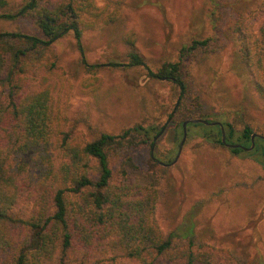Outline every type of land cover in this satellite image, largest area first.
I'll use <instances>...</instances> for the list:
<instances>
[{"label":"rangeland","instance_id":"obj_1","mask_svg":"<svg viewBox=\"0 0 264 264\" xmlns=\"http://www.w3.org/2000/svg\"><path fill=\"white\" fill-rule=\"evenodd\" d=\"M94 1L115 10L116 20L84 31L80 44L69 32L51 46L55 68L44 75L58 124L85 141L101 133L118 134L136 123L164 128L153 134V147L142 145L113 156L114 177L120 178L122 159L131 157L141 170L155 173L154 216L165 233L179 232L190 222L197 242L223 249L242 264H264V167L254 156L234 154L202 137L197 127H186L177 161L162 164L176 156L181 122L195 102L203 118L229 122L237 131L249 125L264 136V98L256 92L255 73L242 63L236 31L240 19L256 29L264 0ZM17 30L39 33L29 17L0 20V31ZM192 39H207L208 45L181 61L189 99L179 107L178 87L147 71L179 61L180 49ZM131 48L142 55L145 66L106 64L127 63ZM82 59L102 66L85 67ZM6 69L0 74V92L7 91ZM25 86L41 88L39 78ZM151 152L157 165H151ZM128 171L131 176L133 170Z\"/></svg>","mask_w":264,"mask_h":264},{"label":"trees","instance_id":"obj_2","mask_svg":"<svg viewBox=\"0 0 264 264\" xmlns=\"http://www.w3.org/2000/svg\"><path fill=\"white\" fill-rule=\"evenodd\" d=\"M20 17L32 19L39 33L0 31V74L7 68V91L0 92V264H242L223 249L197 242L190 222L179 232L161 229L154 216L155 173L125 156L120 178L114 177L110 159L142 145L153 147L160 127L136 123L118 134L101 133L85 141L63 130L53 116L44 75L55 68L52 44L69 32L80 44L84 31L115 21V10L94 0H0V20ZM260 18L254 30L240 19L236 31L242 63L255 73L256 92L264 98V14ZM207 45V39H192L180 49L179 61L147 71L178 87L179 107L189 99L181 61ZM127 56V63L106 64L145 66L137 49ZM82 61L85 67L102 66ZM34 78L41 88L25 86ZM195 103L184 120L203 118ZM221 123L228 143L251 145L249 125L237 131L231 123ZM186 127H197L202 137L222 144L218 125L188 122ZM230 151L254 156L264 167L261 135L255 136L252 149ZM150 161L158 164L153 152ZM128 170H133L132 177Z\"/></svg>","mask_w":264,"mask_h":264},{"label":"water","instance_id":"obj_3","mask_svg":"<svg viewBox=\"0 0 264 264\" xmlns=\"http://www.w3.org/2000/svg\"><path fill=\"white\" fill-rule=\"evenodd\" d=\"M188 122H192V123H202V124H205V125H218L220 127V132H221V142H222L223 145H225L227 147H240V148H242L244 150H250V149H252L254 147V138H255V136L259 135L257 133H252L251 134V138H250L251 139V145L249 147H245V146L240 145V144L228 143L226 141L224 127H223L222 123L219 122V121H209V120H206V119L200 118V117L187 119V120H184L182 122V138H181V140L179 142L178 151H177L176 156L174 157V159L170 163H168V164L162 163V164H164V165H172V164H174L177 161V159L179 157V154L181 152V148H182L183 142H184L185 137H186V125H187ZM163 129L164 128L161 129L160 133L163 131ZM160 133H158L157 136ZM261 137L264 138V136H262V135H261Z\"/></svg>","mask_w":264,"mask_h":264}]
</instances>
